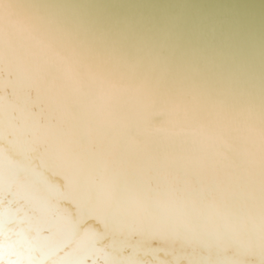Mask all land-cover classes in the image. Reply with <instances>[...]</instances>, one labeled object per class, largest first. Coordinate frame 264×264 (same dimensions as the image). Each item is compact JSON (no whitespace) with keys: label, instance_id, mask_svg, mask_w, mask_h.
<instances>
[{"label":"bare ground","instance_id":"1","mask_svg":"<svg viewBox=\"0 0 264 264\" xmlns=\"http://www.w3.org/2000/svg\"><path fill=\"white\" fill-rule=\"evenodd\" d=\"M262 101L264 0H0V264H258Z\"/></svg>","mask_w":264,"mask_h":264},{"label":"snow or ice","instance_id":"2","mask_svg":"<svg viewBox=\"0 0 264 264\" xmlns=\"http://www.w3.org/2000/svg\"><path fill=\"white\" fill-rule=\"evenodd\" d=\"M146 71L151 72V65L146 66ZM186 114H188L186 110ZM259 122L261 127V134L264 136V101L259 105ZM260 183H261V226L259 231H253L250 233H246L242 237H237L234 239V243L237 247L242 250H249L251 248H255L257 252L258 264H264V157L261 160V175H260ZM131 228V225H129ZM144 231L147 234L152 233L151 226H145ZM219 264H235L234 261L230 259H225L220 261Z\"/></svg>","mask_w":264,"mask_h":264}]
</instances>
